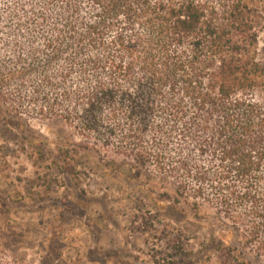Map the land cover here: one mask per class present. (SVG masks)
Listing matches in <instances>:
<instances>
[{
	"label": "trees",
	"instance_id": "trees-1",
	"mask_svg": "<svg viewBox=\"0 0 264 264\" xmlns=\"http://www.w3.org/2000/svg\"><path fill=\"white\" fill-rule=\"evenodd\" d=\"M263 33L264 0H0V107L60 119L264 260Z\"/></svg>",
	"mask_w": 264,
	"mask_h": 264
},
{
	"label": "rangeland",
	"instance_id": "rangeland-1",
	"mask_svg": "<svg viewBox=\"0 0 264 264\" xmlns=\"http://www.w3.org/2000/svg\"><path fill=\"white\" fill-rule=\"evenodd\" d=\"M79 141L60 119L0 107L1 255L18 264H264L214 210L157 200L130 160Z\"/></svg>",
	"mask_w": 264,
	"mask_h": 264
}]
</instances>
